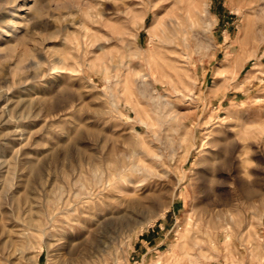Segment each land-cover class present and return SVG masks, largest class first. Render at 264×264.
I'll list each match as a JSON object with an SVG mask.
<instances>
[{
  "label": "rangeland",
  "instance_id": "1",
  "mask_svg": "<svg viewBox=\"0 0 264 264\" xmlns=\"http://www.w3.org/2000/svg\"><path fill=\"white\" fill-rule=\"evenodd\" d=\"M263 7L0 0V264H264Z\"/></svg>",
  "mask_w": 264,
  "mask_h": 264
},
{
  "label": "bare ground",
  "instance_id": "2",
  "mask_svg": "<svg viewBox=\"0 0 264 264\" xmlns=\"http://www.w3.org/2000/svg\"><path fill=\"white\" fill-rule=\"evenodd\" d=\"M253 2V1H252ZM248 3H251L250 1L248 2ZM262 7V6H261ZM264 8V7H263ZM201 9H202V11L203 12H205V14H207V10H206V7H204V5L203 6H201ZM260 10V9H259ZM261 10H262V8H261ZM263 12V11H262ZM14 15H16V14H14ZM165 40V39H164ZM166 42V41H165ZM198 216V215H197ZM196 220V219H195ZM194 220V221H195ZM188 221H190V220H188ZM188 221L186 222V226H187V228H188ZM196 222V221H195ZM194 222V223H195ZM191 223H192V221H191ZM205 224V223H204ZM196 225H197V222H196ZM189 227H190V225H189ZM192 227V226H191ZM204 227H205V225H204ZM192 228H194V227H192ZM192 228H191V230H192ZM185 229H186V227H185ZM195 229V228H194ZM198 229H199V227H198ZM204 229V228H203ZM188 230H190V229H187V231ZM196 230V229H195ZM195 230H193V232L195 231ZM203 231V230H202ZM187 233V232H186ZM194 233H196V231L194 232ZM199 233V232H198ZM203 233V232H202ZM204 233H205V230H204ZM187 235V234H186ZM186 235H185V238H186ZM192 235V234H191ZM190 235V236H191ZM197 235V234H196ZM202 235V234H201ZM200 236V235H199ZM189 237V236H188ZM187 237V238H188ZM200 238H202V237H200ZM190 239V238H189ZM198 239V238H197ZM184 240V239H183ZM185 241V240H184ZM183 241V242H184ZM188 242V241H187ZM202 242V241H201ZM201 242H199V244L201 243ZM189 243H191V241L189 242ZM195 244V243H194ZM198 244V243H197ZM186 246H187V244H185ZM191 245V244H190ZM194 246V245H193ZM190 246H188V248H189ZM197 247V246H196ZM194 248H195V246H194ZM187 249V248H186ZM189 250V249H188ZM185 251H187V250H185ZM189 252V251H188ZM191 252V251H190ZM192 254V253H191ZM185 254H183V256H184ZM188 257V256H187ZM187 259V258H186ZM191 259V258H190ZM192 259H194V258H192ZM188 261H189V259H187ZM192 261V260H191Z\"/></svg>",
  "mask_w": 264,
  "mask_h": 264
}]
</instances>
